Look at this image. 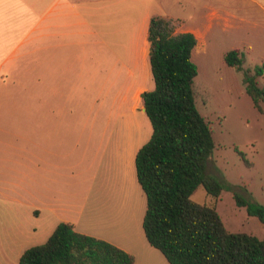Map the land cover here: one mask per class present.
<instances>
[{"label":"rangeland","instance_id":"1","mask_svg":"<svg viewBox=\"0 0 264 264\" xmlns=\"http://www.w3.org/2000/svg\"><path fill=\"white\" fill-rule=\"evenodd\" d=\"M171 10L174 33L178 28L199 26L204 30V39L192 51V60L198 66L193 88L198 110L209 121L215 141L206 172L224 186L219 197H215L200 184L192 199L215 206L230 231L264 238V223L235 199L240 194L264 204V102L261 109L254 104L246 83V77L254 75L258 67L264 69V0H184ZM209 19L212 24L207 29L204 24ZM233 49L240 50V66L230 65L225 59ZM124 58L127 60V52ZM133 71L130 103L113 109L112 100L126 72L109 92L112 84L107 81L105 93L92 112L77 114V119H88L90 125L78 124L76 135L75 127L67 126L64 143L51 144L52 149L60 148L63 167L30 170V191L24 193L25 203L9 215L5 207L0 208V264H19L24 250L44 243L61 221L78 220L87 227L110 226L111 212L116 213L111 202L131 209L120 215L121 226L127 224L128 213L135 216L141 238L148 245L143 230L147 199L137 179L135 156L151 137L152 124L145 112L131 109L136 78V70ZM257 80L264 87V73ZM151 86L154 87L152 72ZM33 131L36 135L43 133L41 126L30 124V135ZM75 136L81 138L76 148L70 140ZM48 146L42 136L30 138V159L42 162L43 149ZM32 152L38 157L34 158ZM137 252V256L133 254L137 264H145L144 249L140 247Z\"/></svg>","mask_w":264,"mask_h":264},{"label":"crops","instance_id":"2","mask_svg":"<svg viewBox=\"0 0 264 264\" xmlns=\"http://www.w3.org/2000/svg\"><path fill=\"white\" fill-rule=\"evenodd\" d=\"M183 2L0 0V208L5 207L8 215L26 201L24 193L30 191V170L63 167L60 148L52 149L51 144L64 143L67 126H74L76 135L78 124L90 125L88 119H77V114L92 112L100 95L105 93L107 81L112 84L107 85L109 92L119 83L117 78L121 74L125 77L126 72L112 100L113 109L119 110L131 101L130 78L136 70L131 109L145 112L142 93L155 87L154 82L151 88L149 60L151 18L170 19L171 9ZM211 24L209 19L204 25L209 29ZM179 32L194 33L197 42L204 39V30L199 26L178 28L176 33ZM66 115L76 119H67ZM30 124L41 126L42 135H36L35 131L30 135ZM35 136H42L50 144L43 149L42 162L30 159V138ZM80 139L70 138L75 148ZM111 208L117 214L111 212L110 226L87 227L78 220L64 222L72 223L78 232L105 239L136 256L140 247L143 248L145 264L168 262L148 242L145 232L148 245L144 243L135 216L128 213L127 224L121 226L120 215L130 208L123 209L118 202H111ZM137 262L136 257L134 264Z\"/></svg>","mask_w":264,"mask_h":264},{"label":"trees","instance_id":"3","mask_svg":"<svg viewBox=\"0 0 264 264\" xmlns=\"http://www.w3.org/2000/svg\"><path fill=\"white\" fill-rule=\"evenodd\" d=\"M174 22L179 21L175 20ZM172 19L153 16L148 38L155 82L142 93L152 134L135 157L138 181L146 195L143 229L148 242L170 264H264V238L230 231L215 206L198 203L192 193L202 184L219 197L224 186L206 172L215 147L209 121L199 112L193 80L198 66L192 60L197 38L192 32L174 33ZM226 61L240 66L239 49L227 52ZM258 67L246 77L247 92L261 109L264 87ZM238 205L264 223V204L240 194ZM132 253L92 235L78 232L72 223L60 222L42 244L27 248L19 264H134Z\"/></svg>","mask_w":264,"mask_h":264},{"label":"water","instance_id":"4","mask_svg":"<svg viewBox=\"0 0 264 264\" xmlns=\"http://www.w3.org/2000/svg\"><path fill=\"white\" fill-rule=\"evenodd\" d=\"M263 252H264V247H263Z\"/></svg>","mask_w":264,"mask_h":264}]
</instances>
